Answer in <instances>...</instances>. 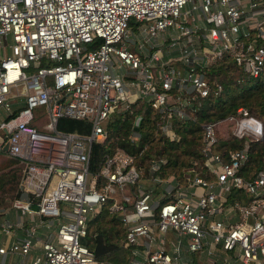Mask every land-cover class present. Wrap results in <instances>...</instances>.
<instances>
[{"label":"built area","instance_id":"obj_1","mask_svg":"<svg viewBox=\"0 0 264 264\" xmlns=\"http://www.w3.org/2000/svg\"><path fill=\"white\" fill-rule=\"evenodd\" d=\"M130 20L144 38L161 36L164 45L129 48ZM173 44L177 53L167 50ZM0 48V150L22 164L21 194L10 201L17 216L0 220V230L8 234L29 221L0 252L19 253V264H112L96 260L79 240L110 198L130 264H178L184 251L203 252L208 261L201 264H254L264 255V166L248 176L238 171L262 122L243 105L200 123L201 170L192 160L183 182H166L158 197L153 188L162 178L153 171L161 156L148 158L142 175L140 151L115 146L88 170L90 142L105 136L112 112L146 100L158 112L159 131L176 139L170 116L187 115L191 97L220 88L218 81L209 84L204 66L226 56L257 74L264 62V0H0ZM60 116L88 120V131L58 129ZM220 120L228 124L222 135L242 137L224 156L213 147ZM143 177L147 185L139 182ZM232 190L238 193L229 196ZM37 226L45 230L39 251L26 256ZM167 230L176 237L170 250L162 243Z\"/></svg>","mask_w":264,"mask_h":264},{"label":"trees","instance_id":"obj_2","mask_svg":"<svg viewBox=\"0 0 264 264\" xmlns=\"http://www.w3.org/2000/svg\"><path fill=\"white\" fill-rule=\"evenodd\" d=\"M129 24L132 25V20ZM263 70L264 62L257 74H246L226 56L204 66V76L209 84L213 85V81H218L220 88L216 93L209 90L205 95L191 97V105L186 108L187 115L178 117L172 114L170 116L171 128L178 135L176 139L168 138L159 131L155 123L158 112L146 100L131 103L130 110L122 109L112 112L105 120V136L90 142L88 170L95 171L103 153L109 152L115 146H121L129 152L140 151L138 158L143 165L142 175H145L148 158L161 156L164 161L153 173L164 176L171 172L177 181L183 182L181 173L192 160L195 161L192 164L201 170L198 161L200 123L205 120L219 119L233 112L236 105H243L262 122L261 137L248 141L247 157L238 168L243 176L250 175L257 168L264 166V76L261 75ZM136 116L138 120L134 123ZM30 122L33 123L32 120ZM55 126L62 130L84 133L88 131L89 121L83 118L60 116ZM241 143L242 137H236L230 133L217 134L213 147L222 151L224 156L227 149L239 147ZM21 165L17 157L0 150V207L9 206L11 199L21 194L18 186ZM159 191L160 187L153 188L154 194ZM237 191L232 190L229 196L238 193ZM165 198L160 196V200ZM109 201L110 198L103 201L100 208L89 217L86 231L79 236V240L92 250L96 260L125 264L131 255V248L119 242L123 225L118 212L108 209ZM184 264H198V262L192 258ZM254 264H264V255L258 256Z\"/></svg>","mask_w":264,"mask_h":264},{"label":"rangeland","instance_id":"obj_3","mask_svg":"<svg viewBox=\"0 0 264 264\" xmlns=\"http://www.w3.org/2000/svg\"><path fill=\"white\" fill-rule=\"evenodd\" d=\"M126 36H128L127 38V46L129 48H133V49H141L142 51H146L147 48H150V44L151 43H154L155 44H161V45H164V42H163V39L161 36H157V37H149V38H144L143 35H140V33H138L135 29V27H133L132 25L129 26V28L127 29V34ZM170 49V50H169ZM168 52H175L177 53V49H176V46L175 44H173L172 46L169 47ZM6 50V48H5ZM2 55V50L0 48V56ZM262 76H264V70L262 71L261 73ZM39 108L41 107H36L34 110H36L37 114L39 115V121L42 122L44 120V114L42 112L39 111ZM4 114V111H2L0 109V117ZM138 118L136 119V122H137ZM57 127V126H56ZM58 129H61L59 127H57ZM228 128V124H227V121L226 120H220L217 124H216V134L218 135H221V132H223L224 130H226ZM0 133L2 134L3 131L0 129ZM132 135H135V134H132ZM160 179L155 186H158V187H161L163 184H165L166 182H172L174 181V175H172L171 172H168L166 175L164 176H160ZM54 179H55V174L54 173H51L50 175V179H49V184L48 186H50L53 182H54ZM139 182L142 184V185H147L149 182L147 179H143L141 178L139 180ZM141 185V186H142ZM122 188L124 189H127L128 186H129V183L128 182H122L121 184ZM115 187V190L117 192V185L114 186ZM160 194H162L161 192H158L156 194H154L153 192V196L154 197H158ZM60 206L61 207H64V208H68V203L65 202V201H61L60 202ZM7 207V206H6ZM6 207H0V208H6ZM53 220V219H52ZM52 223V222H51ZM48 227H52V231H54V227L52 226V224L48 225ZM39 230L43 227H38ZM168 232H174L173 230H169ZM168 232H166V235L170 236L168 234ZM166 239V237H164ZM141 254V253H139ZM203 252H194V251H191V252H186L184 251L183 254L181 253V260L179 261L178 260V264H182V260L183 262L184 261H191L192 258L196 259L198 264H201V262L203 261ZM125 264H130V262H126ZM231 264H240L239 262H235V263H231Z\"/></svg>","mask_w":264,"mask_h":264},{"label":"crops","instance_id":"obj_4","mask_svg":"<svg viewBox=\"0 0 264 264\" xmlns=\"http://www.w3.org/2000/svg\"><path fill=\"white\" fill-rule=\"evenodd\" d=\"M16 213L14 211V209L9 205L6 208H0V220H9V221H13L16 218ZM33 220H36V216L34 214L31 215ZM29 224V221L27 218H25L22 221V227H14L11 229V233H4L0 230V244H4L7 243L9 240L14 239L16 237H20L24 234V227H26ZM38 227L41 226H37L36 232H35V237H31L32 240H36L34 242V244L31 246L29 252L26 253V256H29L30 254L39 251V245H38V239L42 238V236L45 233L44 228H41L39 230ZM169 230H167L166 232H168ZM166 232L163 235V245L165 247V249L170 250V243L172 241L175 240V234L174 232H168V235H166ZM41 236V237H40ZM166 237V239L164 238ZM182 244V243H181ZM137 257H140V254L137 253L136 255ZM203 256V261H208V257H206L204 254ZM19 253L16 252H0V264H19ZM202 261V262H203Z\"/></svg>","mask_w":264,"mask_h":264},{"label":"water","instance_id":"obj_5","mask_svg":"<svg viewBox=\"0 0 264 264\" xmlns=\"http://www.w3.org/2000/svg\"><path fill=\"white\" fill-rule=\"evenodd\" d=\"M138 118V116H136L134 118V123L136 122V119ZM133 123V128H135V124ZM2 148H5V142L2 144Z\"/></svg>","mask_w":264,"mask_h":264}]
</instances>
